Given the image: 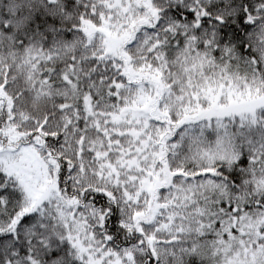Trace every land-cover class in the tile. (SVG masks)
I'll return each mask as SVG.
<instances>
[{
	"label": "snow or ice",
	"instance_id": "6c2138e0",
	"mask_svg": "<svg viewBox=\"0 0 264 264\" xmlns=\"http://www.w3.org/2000/svg\"><path fill=\"white\" fill-rule=\"evenodd\" d=\"M0 264H264V0H0Z\"/></svg>",
	"mask_w": 264,
	"mask_h": 264
}]
</instances>
